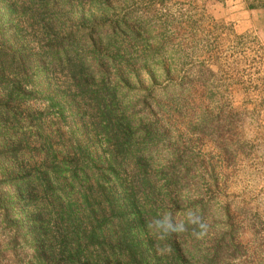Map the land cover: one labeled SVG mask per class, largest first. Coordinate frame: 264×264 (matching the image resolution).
Wrapping results in <instances>:
<instances>
[{
	"label": "rangeland",
	"instance_id": "1",
	"mask_svg": "<svg viewBox=\"0 0 264 264\" xmlns=\"http://www.w3.org/2000/svg\"><path fill=\"white\" fill-rule=\"evenodd\" d=\"M229 1L0 0L31 61L9 145L13 177L46 173L22 207L44 263L264 264V41ZM228 235L245 252L215 253Z\"/></svg>",
	"mask_w": 264,
	"mask_h": 264
},
{
	"label": "trees",
	"instance_id": "2",
	"mask_svg": "<svg viewBox=\"0 0 264 264\" xmlns=\"http://www.w3.org/2000/svg\"><path fill=\"white\" fill-rule=\"evenodd\" d=\"M12 31H14L13 27L6 22V14L0 13V260L7 258L8 262H13L15 258L23 257V259H29L30 264H46L42 261L41 255L45 248V241L37 226L38 216L36 212L27 216L22 211L23 204H26L31 194V189H34L33 184L45 181L46 173L40 174L41 176L35 179L32 175L13 177L11 171L14 163L10 157L9 141L13 138L12 133L15 127L10 120H15L17 115V108L13 103L17 98L27 100L31 94L26 88L30 82L31 61L21 47L15 45V41L11 38ZM187 83L185 77L181 76L171 88L172 92L179 90ZM31 198L33 199L34 196ZM202 212L204 207L201 206L199 213ZM136 228L135 225L129 227L130 230ZM224 241L222 238L216 240L215 253L221 252V248L229 249L233 254L245 252L242 245L236 244L232 235H228L226 246ZM124 244L123 238L116 239L115 242H110L109 248L120 252ZM141 247L142 245H138V248ZM131 254L134 256L135 251L133 250ZM113 255H122V253ZM140 256H146V253L136 254L135 263L144 264L138 261ZM115 258L118 260L116 256Z\"/></svg>",
	"mask_w": 264,
	"mask_h": 264
},
{
	"label": "crops",
	"instance_id": "3",
	"mask_svg": "<svg viewBox=\"0 0 264 264\" xmlns=\"http://www.w3.org/2000/svg\"><path fill=\"white\" fill-rule=\"evenodd\" d=\"M225 6L221 17L233 22L237 31L253 29L264 41V0H230Z\"/></svg>",
	"mask_w": 264,
	"mask_h": 264
}]
</instances>
